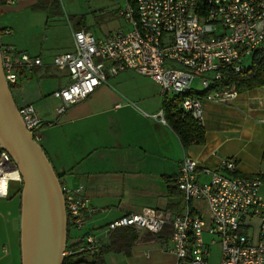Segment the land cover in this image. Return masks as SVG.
<instances>
[{
  "label": "crops",
  "instance_id": "0c3cea01",
  "mask_svg": "<svg viewBox=\"0 0 264 264\" xmlns=\"http://www.w3.org/2000/svg\"><path fill=\"white\" fill-rule=\"evenodd\" d=\"M41 1L47 6L46 0H14L0 5V43L41 59V65L21 74L12 90L15 103L33 105L42 120L36 140L61 184L82 185L90 206L96 209L86 214L81 230L68 231V247L77 249L83 233L98 236L99 247L110 239L119 244L126 228L104 234L107 223L143 207L181 212L182 204L180 210L170 208L174 197L169 189L185 154L195 158L199 166L210 168H218L222 157H233L236 173L245 177L264 170V85L237 91L227 102L202 99L204 142L188 147L182 145L165 118L169 110L181 109L180 98L169 92L164 95L157 83L133 70L108 76L86 98L56 114L60 100L52 92L65 86L69 77L66 70L52 65V57L72 49V27L92 30L79 18L75 24L69 23L67 39L46 7L38 6ZM119 7L115 13L123 23L104 36L128 28ZM193 91L200 90L193 85ZM160 110L164 121L152 116ZM199 178L204 179L201 172ZM21 188V178L9 181L8 195L0 197V264H21L19 231L13 227V220L20 216ZM132 228L135 241L106 251L105 264H187L162 249L170 245L169 239L160 241L151 237V232Z\"/></svg>",
  "mask_w": 264,
  "mask_h": 264
},
{
  "label": "built area",
  "instance_id": "2783aa9c",
  "mask_svg": "<svg viewBox=\"0 0 264 264\" xmlns=\"http://www.w3.org/2000/svg\"><path fill=\"white\" fill-rule=\"evenodd\" d=\"M119 15L129 25L97 37L83 27L71 28L73 47L56 54L51 63L66 70L69 82L52 92L60 100L56 114L86 98L108 76L133 70L157 83L163 94L180 98L182 115L203 121L202 99L227 102L237 95L230 75L241 72L245 61L264 48V0H126ZM14 0H4L10 5ZM4 77L17 85L21 74L42 64L39 57L16 52L0 43ZM200 73L199 92L193 91ZM27 130L36 139L42 124L32 104L18 105ZM162 121L163 112L153 114ZM235 159L222 157L218 168L199 166L185 154L175 183L182 194L181 212L143 207L107 223L104 234L120 227L159 233L170 225V245L162 247L187 264H212L211 246L220 247L217 264H264V170L254 177L236 173ZM199 172L204 179L199 178ZM20 175L10 156L0 150V197L8 195V183ZM68 231L81 230L89 204L83 186H61ZM207 203L204 218L191 201ZM208 236L206 239L205 236ZM77 249L66 246L64 255L76 251L95 253L100 238L91 233L79 237Z\"/></svg>",
  "mask_w": 264,
  "mask_h": 264
},
{
  "label": "water",
  "instance_id": "95a60500",
  "mask_svg": "<svg viewBox=\"0 0 264 264\" xmlns=\"http://www.w3.org/2000/svg\"><path fill=\"white\" fill-rule=\"evenodd\" d=\"M0 150L10 156L21 178L19 231L21 264H63L68 227L62 184L44 149L27 130L0 55Z\"/></svg>",
  "mask_w": 264,
  "mask_h": 264
},
{
  "label": "trees",
  "instance_id": "16d2710c",
  "mask_svg": "<svg viewBox=\"0 0 264 264\" xmlns=\"http://www.w3.org/2000/svg\"><path fill=\"white\" fill-rule=\"evenodd\" d=\"M3 2L4 0H0V5ZM38 6H44L43 2L41 1ZM230 81L235 83L238 92L264 85V48H260L252 55L251 62L241 72L231 74ZM15 86L9 85L10 90H13ZM165 118L179 136L184 147H188L192 143L200 144L204 142V128L202 124L198 123L189 115L183 116L181 109L169 110L165 114ZM169 193L172 198L174 197L170 208L180 210L183 197L176 183L170 186ZM124 228H126V231L121 234V239H119L121 242L119 244L115 245V241L110 239L108 243L99 247L93 254H89L86 251L72 252L64 256L63 264H105L103 254L106 251L117 250L119 246H129L135 241V230L132 227ZM171 233V226L165 225L159 233L151 234V237L165 242L170 238Z\"/></svg>",
  "mask_w": 264,
  "mask_h": 264
},
{
  "label": "rangeland",
  "instance_id": "374dc122",
  "mask_svg": "<svg viewBox=\"0 0 264 264\" xmlns=\"http://www.w3.org/2000/svg\"><path fill=\"white\" fill-rule=\"evenodd\" d=\"M46 2L47 6H44L46 10H48L51 16L50 18L55 19L54 22L57 29L65 33L67 39L69 36V23L73 25L79 18H83L85 23L90 25L95 35L100 34L104 36L106 32L117 28L123 23L122 20L116 16L115 7L120 6L119 8L122 9L125 8L127 3L126 0H46ZM124 29V31H127L130 28L128 26L126 29L125 26ZM250 62L251 57L245 61V64L248 65ZM200 75V73H195V80L193 82V85L197 87L198 90H201V87L198 85V77ZM182 205H184L183 202ZM191 205H195L204 218L207 219L209 217V209L205 201L194 200L191 201ZM70 232L73 231L70 230ZM206 239H208V237H206ZM219 258L220 247L214 244L211 246L210 261L212 264H217Z\"/></svg>",
  "mask_w": 264,
  "mask_h": 264
}]
</instances>
